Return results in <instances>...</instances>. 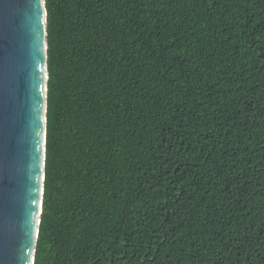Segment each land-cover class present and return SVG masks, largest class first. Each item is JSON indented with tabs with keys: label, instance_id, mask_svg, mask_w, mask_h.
<instances>
[{
	"label": "trees",
	"instance_id": "obj_1",
	"mask_svg": "<svg viewBox=\"0 0 264 264\" xmlns=\"http://www.w3.org/2000/svg\"><path fill=\"white\" fill-rule=\"evenodd\" d=\"M35 264H264V0H46Z\"/></svg>",
	"mask_w": 264,
	"mask_h": 264
},
{
	"label": "water",
	"instance_id": "obj_2",
	"mask_svg": "<svg viewBox=\"0 0 264 264\" xmlns=\"http://www.w3.org/2000/svg\"><path fill=\"white\" fill-rule=\"evenodd\" d=\"M0 0V264H35L43 213L46 2Z\"/></svg>",
	"mask_w": 264,
	"mask_h": 264
},
{
	"label": "snow or ice",
	"instance_id": "obj_3",
	"mask_svg": "<svg viewBox=\"0 0 264 264\" xmlns=\"http://www.w3.org/2000/svg\"><path fill=\"white\" fill-rule=\"evenodd\" d=\"M45 2H46V0H40L39 7H41V8H42Z\"/></svg>",
	"mask_w": 264,
	"mask_h": 264
}]
</instances>
